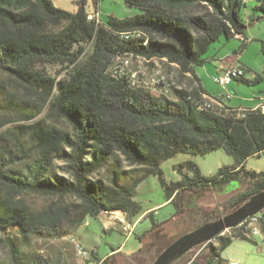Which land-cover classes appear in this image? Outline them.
I'll return each instance as SVG.
<instances>
[{
    "label": "trees",
    "instance_id": "16d2710c",
    "mask_svg": "<svg viewBox=\"0 0 264 264\" xmlns=\"http://www.w3.org/2000/svg\"><path fill=\"white\" fill-rule=\"evenodd\" d=\"M255 1L249 24L264 18V0ZM124 2L139 13L123 18L110 15L106 21L98 22L89 19L84 0L78 2L75 12L57 7L52 0H0V70L8 76L9 84L49 104V111L66 118L73 128L70 133L46 124L37 118L39 111L32 112L18 94L0 84V106L12 107L32 121L11 128L9 134L28 131L41 148L34 158L32 150L21 141H11L0 133V244L10 248L8 264L52 263L40 255L23 260L17 241L28 243L31 237L61 233L59 225L64 213L48 210L35 214L18 198L22 193L73 195L78 201L72 204V224L79 226L88 216L112 211L122 212L129 221L137 217L138 187L151 175L158 177L165 196L179 204L180 212L183 207L179 201L186 191H220L234 182L243 183L245 190L225 206L231 211L236 204L264 190V171L246 168L248 158L264 152L262 108L241 112L246 113L244 117L217 113L200 108L206 107V92L196 81L188 88L172 86L168 94H157L133 89L124 78L111 73L122 57L131 56L132 63L146 59L153 66L160 60L176 66L181 76L190 73L196 77L195 69L205 63V53L221 35L239 37L246 45L245 28L232 18L235 11L240 24H245L241 12L246 1ZM53 67H57L55 72ZM4 125L0 123V132ZM218 149L231 155L234 164L207 176L194 159H188L176 166L181 179H165L161 165L178 153L205 156ZM114 155L123 156L132 170L115 169L109 184L93 177ZM52 157L65 160L72 176L55 173L51 169ZM17 162H23L26 170H16ZM119 162L116 159L113 164L120 169ZM199 210L200 214L191 217L201 223L211 220L217 212L195 209ZM262 215L258 221L264 233V210ZM149 216L151 244L157 245L166 232L152 211ZM193 229L169 239L162 251ZM237 238L251 240L243 234ZM218 239L219 247L212 244L214 240L208 242L205 262L195 258L193 264H228L221 252L233 243L234 237Z\"/></svg>",
    "mask_w": 264,
    "mask_h": 264
},
{
    "label": "rangeland",
    "instance_id": "374dc122",
    "mask_svg": "<svg viewBox=\"0 0 264 264\" xmlns=\"http://www.w3.org/2000/svg\"><path fill=\"white\" fill-rule=\"evenodd\" d=\"M53 3L62 9L70 12L77 11L81 0H52ZM86 10L89 13L95 11L94 0H84ZM247 5L241 12L243 23L247 24L244 33L247 37L246 45L243 46V41L239 37H227L221 35L216 41L211 44L210 49L205 53V63L197 67V73L201 77V83L207 89L211 97H219L221 93L232 96V100L225 99L227 104H237L240 99L254 97L255 93L259 89L264 91V18L254 21L249 24L250 14L253 13V7L256 5L255 0H245ZM139 13V10L135 7H129L125 4L124 0H100L99 1V19L106 21L110 15H114L120 18L127 17ZM258 14V13H257ZM256 14V15H257ZM235 52L243 56L239 62L249 66L251 73L255 76H259L261 79L255 84H249L244 81L237 83L233 80L230 89L228 86L226 89L221 88L213 78V74L216 72L220 60L226 56L235 57ZM146 59L134 60L132 63V57H122L120 63L116 65L113 71L125 70L126 72L141 73L142 77L155 78L165 77L171 83V86L177 87H190L194 84L195 79L188 77L187 75L181 76L178 73L176 66H168L164 62L157 60L153 66L148 65ZM52 72L57 70V67H53ZM64 75V74H63ZM8 76L0 70V84L6 85L11 93L17 95L19 99H23L24 106L32 109V112L39 111L38 119H43L46 124L60 128L62 130L73 133L71 123L64 117L58 116L55 112L49 111V104H42L37 101L34 95L27 94L24 90H17L13 84H9ZM7 83V84H6ZM162 88L158 87L153 89L154 93H160ZM172 96V95H171ZM30 121L25 114L16 111L12 107L0 106V123L5 124L0 133L5 134L11 141L22 142L26 148L32 150L34 158L41 153V148L35 144L34 138L30 136L28 131H18V133H10L9 130L15 126L29 125ZM194 157L202 174L207 176H213L218 169L225 165H233L234 158L226 153L224 149H218L205 156H194L189 153H178L174 157L164 161L161 165L164 172L165 179L170 181H177L181 179V175L177 172L176 166L186 159ZM119 160L120 169L113 164V161ZM68 163L59 158L52 157L51 169L62 176L71 177L68 173ZM16 170H26V166L23 162H17L14 166ZM131 166L123 156L114 155L107 163L105 167L100 170V173L92 175L96 178H102L106 184L111 183L113 171H128L132 170ZM246 168L253 171H264V152L260 155L252 156L246 161ZM191 175L192 173L189 172ZM246 186L243 183L234 182L220 191H212L211 189H197L193 191H186L182 194V198L179 201L183 210L179 211V204L176 202H170L169 205L164 206L163 209L153 216V218H161L169 213H175L179 218L175 222L168 223L166 229V235L164 240L157 245L148 244L145 248L138 250L141 246L139 240L136 237V232H139L143 227L149 225L152 226V217L144 219L140 227L134 233V230L129 232V229H125L129 224L125 221H120L115 211L110 213H101L98 217L88 216L84 223L79 226L72 224V204L76 203L78 199L73 195H66L64 197H58L49 194H33L22 193L18 198L24 200L28 205L31 212L40 214L48 210H54L55 212H63L64 216L61 217L59 225L60 234L46 235L44 237H31L28 243H23L21 239H18V249L22 251L24 256L23 260H30L33 256L40 255L50 260L53 264H77L78 259L74 250L73 244L70 242L71 237H76L81 242H84L87 246L93 248V252L105 257L104 264H152L156 256L161 253L162 248L165 247L167 241L178 233L185 229H193L196 225H199L200 220L192 219L191 215L200 214L195 209L203 208L207 210L217 211L215 215L221 213L230 212L225 208L227 204L234 201V198L245 190ZM215 194V196H212ZM215 197V199L213 198ZM213 198V199H212ZM135 199L140 203L139 213H143L149 208L161 203L165 198V191L160 185L159 179L155 175L149 176L145 182H143L137 191ZM194 205V206H193ZM68 212H65L66 210ZM180 212V213H179ZM255 225L257 226V233L260 236L254 237L248 231H251ZM131 229V226L128 227ZM240 234H243L251 240H243L237 238ZM0 236L2 233L0 232ZM234 237L233 243L224 251L221 255L228 259V264L237 262L238 264H264V233L261 229V223L259 221H245L244 225L238 227V229H228L219 237ZM263 236V238L261 237ZM219 237L215 239L212 244L219 247ZM121 246L122 253L127 254H114L108 255L112 249H116ZM107 254V255H106ZM10 248L7 244H0V264H7L10 260ZM200 258L205 262L208 258L207 245L202 249L200 247L194 248L182 262L183 264H193V259Z\"/></svg>",
    "mask_w": 264,
    "mask_h": 264
},
{
    "label": "water",
    "instance_id": "95a60500",
    "mask_svg": "<svg viewBox=\"0 0 264 264\" xmlns=\"http://www.w3.org/2000/svg\"><path fill=\"white\" fill-rule=\"evenodd\" d=\"M234 22L240 28H246L235 11L232 12ZM264 210V190L251 196L243 203L235 205L228 213L216 215L211 220L199 223V225L179 236L159 253L152 264H181L188 254L194 249L212 241L227 229L235 228L248 217L256 215Z\"/></svg>",
    "mask_w": 264,
    "mask_h": 264
},
{
    "label": "crops",
    "instance_id": "0c3cea01",
    "mask_svg": "<svg viewBox=\"0 0 264 264\" xmlns=\"http://www.w3.org/2000/svg\"><path fill=\"white\" fill-rule=\"evenodd\" d=\"M98 10H99V4H98ZM100 15V14H99ZM248 40V39H247ZM243 56H241L239 53L235 52V57H232V56H226L224 59H221L220 60V64L218 65L217 69H216V72L213 74V77L215 75H217L221 70H223L224 68L226 67H229V66H242L246 71H247V75L245 78H241V79H235V81H237V83H240L243 81V79H246V80H249L250 83L249 84H255L257 83L258 81H260V77L259 76H255L251 73V69L249 66L245 65L244 63H241L239 62L240 59H242ZM188 77H191V78H194L195 81H196V84H198L206 93L204 96H208L209 98H212L207 89L203 86V84L201 83V77L200 75H198L197 73V68L195 69V76H192L190 73H187L186 74ZM231 84L232 82L228 85V89H230L231 87ZM263 89H259L257 90V92L255 93L254 97H249V98H245V99H240V101L237 103V104H227L225 103V99H228L229 101L232 100V96L228 97L227 98L225 97V94L224 93H221L223 94V98H222V102L223 104H225L228 108H231V110H238L237 112H241V111H245V110H249V109H257V108H262L263 111H264V91H262ZM220 94V95H221ZM229 95V94H227ZM209 154V153H208ZM189 159H194V157L192 158H189ZM188 160V159H186ZM184 160V161H186ZM183 161V162H184ZM196 161V160H195ZM145 182V180L143 181ZM142 182V183H143ZM141 183V184H142ZM140 184V185H141ZM139 185V186H140ZM139 188V187H138ZM207 189H210V188H207ZM212 191H215V190H212ZM212 196H215V194H213ZM165 200L162 201L161 203L149 208L148 210L144 211L143 213H140L137 217H135L134 219H132L131 221L127 220L125 215L120 212V211H117L116 213H118L116 217H118V219L120 221H125L127 222L130 226H131V230H134V233L137 231V229L140 227V224L141 222L146 219L147 217H149V212H153V216L160 211V209H163L164 207H166L167 205L170 204V200L167 199V197L165 196ZM215 199V197H213ZM212 198V199H213ZM166 204V206H164ZM164 206V207H163ZM179 217L175 214V213H169L167 216L164 215L163 217L161 218H155V221L157 223H159L161 225L162 228H164V231H166V229L168 228V223H173L175 221H177ZM152 229V226H145L143 227L139 232H136V237L137 239L139 240L141 246L139 247L138 250H141L143 248H145V246H147L148 244H151L152 243V240H153V237L148 233L149 230ZM84 243V242H83ZM85 244V243H84ZM86 245V244H85ZM87 246V245H86ZM89 248V246H87ZM90 249L93 250L92 247H90ZM94 254H96L94 252ZM114 255V254H127V253H122V250H121V246L116 248V251L113 252V249L110 253H108V255ZM107 255V254H106ZM128 255V254H127ZM95 256V255H94ZM223 257V256H222ZM96 258H102V259H105V257H102L98 254H96ZM224 258V257H223ZM228 260V259H227ZM10 261V260H8ZM29 261V260H28ZM106 260H104V263H105ZM9 263V262H8ZM7 263V264H8ZM237 263V262H236ZM53 264V263H51Z\"/></svg>",
    "mask_w": 264,
    "mask_h": 264
},
{
    "label": "built area",
    "instance_id": "2783aa9c",
    "mask_svg": "<svg viewBox=\"0 0 264 264\" xmlns=\"http://www.w3.org/2000/svg\"><path fill=\"white\" fill-rule=\"evenodd\" d=\"M95 1V11L93 13H89L88 17L89 19H95L98 22H101L99 19V10H98V4L100 0H94ZM112 75L118 76L120 78H124L128 85L133 89H145L149 91H153L155 88H162L161 92L168 94L171 90V83H169V80L165 77H155V78H145L142 77L141 73H138V71L135 72H126L125 70H121L119 68L118 71H111ZM247 75V71L242 66H229L221 70L217 75H215L214 81L223 89H226L227 86L235 79H241L245 78ZM230 97V95H227ZM220 98H223V94L219 96ZM200 108L204 109H210V107H203L200 106ZM223 114H232L237 115L238 117H244L246 113L244 114H234L231 111V108H228L225 104L223 107ZM258 217H262V212L257 214ZM257 226L251 230L248 231L251 235L254 237L260 236V233H257ZM130 227V225L128 226ZM128 227H125V229H129V232L132 230ZM263 238V236H261ZM264 239V238H263ZM70 242L74 246V250L76 253V257L78 259L77 264H104V259L102 258H96L93 254V251L89 249L83 242L78 240L76 237H71ZM208 243H205L201 246H199L201 249L206 246ZM51 264V263H49ZM231 264H238L236 262H232Z\"/></svg>",
    "mask_w": 264,
    "mask_h": 264
},
{
    "label": "bare ground",
    "instance_id": "6f19581e",
    "mask_svg": "<svg viewBox=\"0 0 264 264\" xmlns=\"http://www.w3.org/2000/svg\"><path fill=\"white\" fill-rule=\"evenodd\" d=\"M205 98H206V100H207V102H206V107H210L213 111H215V112H217V113H221V112H223V107H224V104H223V102H222V99L220 98V97H212V98H209L208 96H204ZM234 114H240L241 112H244V111H241V112H237L238 110H231ZM258 219H259V217H258V215L256 214V215H253V216H250V217H248L245 221H258ZM244 221V222H245ZM243 222V223H244ZM243 223H241V224H243ZM240 224V225H241ZM239 225V226H240ZM228 230V229H227ZM226 231V230H225ZM224 231V232H225ZM224 232H222L220 235H222ZM219 235V236H220ZM219 236H217V237H219ZM216 237V238H217ZM215 238V239H216ZM215 239H213V240H215ZM212 240V241H213ZM211 242V241H210ZM208 243V242H207Z\"/></svg>",
    "mask_w": 264,
    "mask_h": 264
},
{
    "label": "flooded vegetation",
    "instance_id": "af4514ba",
    "mask_svg": "<svg viewBox=\"0 0 264 264\" xmlns=\"http://www.w3.org/2000/svg\"><path fill=\"white\" fill-rule=\"evenodd\" d=\"M221 214H223V213H221ZM201 222V221H200Z\"/></svg>",
    "mask_w": 264,
    "mask_h": 264
}]
</instances>
